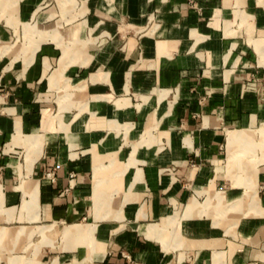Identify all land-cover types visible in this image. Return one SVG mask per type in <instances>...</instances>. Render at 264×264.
<instances>
[{
	"label": "crops",
	"instance_id": "crops-1",
	"mask_svg": "<svg viewBox=\"0 0 264 264\" xmlns=\"http://www.w3.org/2000/svg\"><path fill=\"white\" fill-rule=\"evenodd\" d=\"M7 2L0 264H218L216 253L264 264V163L255 194L242 172L216 170L227 130L264 122V0H18L13 12ZM23 22L51 28L32 56ZM228 138L252 151L241 131ZM241 152L233 147V167L255 173ZM210 191L226 197L209 201ZM173 216L196 245L160 240L172 221L150 225ZM48 225L56 232L44 236Z\"/></svg>",
	"mask_w": 264,
	"mask_h": 264
},
{
	"label": "rangeland",
	"instance_id": "rangeland-1",
	"mask_svg": "<svg viewBox=\"0 0 264 264\" xmlns=\"http://www.w3.org/2000/svg\"><path fill=\"white\" fill-rule=\"evenodd\" d=\"M17 1L18 0H9V2H7V4H6V7L7 8L9 7V9H11V11L13 12L14 11V7L17 4ZM2 7H3V5H2ZM71 19H68L67 21H69ZM7 21L13 27L14 32H15V35H16V39L14 38L15 35L12 37V39H15V41L14 42H11V44L17 45V42L20 40L19 39L20 38V34L18 32V25H19L18 22L19 21L13 20V17L12 16H8L7 17ZM21 24H22L23 38H24L23 39V43H22L23 44L22 51L24 52V55H26V56H32L33 53L36 51V48H37V43L35 44L37 32H39V31L42 32L41 30L43 29V27H41L38 24H31V23H28V22H23ZM50 29L49 30L43 29V30L47 31L46 33L48 34L50 32ZM13 48L14 47H12V48L11 47H6L5 48V47H3V44H0V56H2L4 54H8L9 52H11L13 50ZM60 103H62V102H60ZM64 108H65V106H63V104H62L61 107H60V109H64ZM57 117H58V120L61 119L60 118V115H57ZM261 127L264 128V122H262L261 125L259 127L255 128V129L242 128V129L227 130V132H226V140H227V157H226V160H225L224 164H221V161L220 160L216 161V170L225 169L227 171V173H231V174L234 173L235 175H239V174H236L237 171H239L240 173L242 172L243 174H245L244 175V181L243 182H240V183L245 184L246 187H247V189L250 192L252 191L253 194H255V188H256L255 174L258 171V166L261 163H264V159H263L264 158V133L262 132V129H260ZM239 131L242 132V135L245 137V139L247 138V139H249L251 141V144L249 145V147L251 148L252 151L250 153H249V151H246L247 153H245L243 151L244 145H241L240 142L229 143L228 135H230L231 133L233 134L235 132H239ZM40 137H41V135H40ZM255 137H260V138H259V140H256ZM32 138H34V137H32ZM36 145L37 144H35V145H31V144L28 145V151H27V153L25 155V160H24L23 167H27L28 166L27 164L29 163V161L31 159L30 157L35 153V147H36ZM233 147H234V151H237V147H240L242 149V152L240 153V155H243L244 159L246 158L245 159V162L250 161L251 158L249 157V155L252 154L253 157L252 156L251 157L253 159H255V160L254 161H250V162L255 167V173L254 172L252 173L249 170L244 171V170H240V168L233 167V162H231V160L229 158L230 155H231V151L233 150ZM236 154H238V152H236ZM247 155H248V157H247ZM238 178L239 177L236 178V181H234V184H235V182H237V179ZM219 196L226 197L225 193L222 192V191L213 192V195H212V192L210 191L209 192V201L213 199L215 202H217L218 201L217 199H218ZM251 197H252V202H254V198H253L252 195H251ZM225 203L229 204L230 202L225 201ZM208 205L209 204H205L204 207H209ZM216 205H217V203H216ZM224 209H225V207L221 208V210H224ZM218 210H220V209H218ZM233 211H235V207L228 206V211H226V213L223 216L222 215L217 216L218 217L217 222L221 224L223 222L222 221L223 220L222 218H224L227 213L233 212ZM163 220L164 221L165 220H167V221H170L171 220L172 221L171 224L168 226V229L166 231H160V233H161L160 240H162L163 243L166 244V241H167L166 238H168V237L171 238V236H172V241H173V246L174 247L175 246L176 247H180V246H182L184 244L185 245H192V246L196 245V241L195 240H191L189 238H186V237H184L180 233V231H179V223L177 222L178 219L176 218V216H173V217L168 218V219H166V218L164 219L163 218L161 220V222H159L157 224H154V225H150V226L161 225V224H163L162 223ZM236 223L237 222H234V221H232L231 223H228L227 222V224H226L227 232L233 233V230H234V228L236 226ZM80 226H82V225H80ZM150 226H148V227H150ZM77 227H79V226H77ZM85 227H86L85 233H86L87 230H89V232L92 233L91 235H93L92 245H94L93 246V248H94L95 245H96V243H97V241L94 239V228L92 226L91 227L85 226ZM173 228L176 229L179 234L178 233L177 234H175V233L172 234L171 233V230ZM68 231H69L68 228L65 226L60 232H61V234H62L63 237H67ZM51 232H56L54 225H48V226H46L43 229L42 234L44 236H47V235H51ZM156 238L159 239L158 236ZM78 242H79V244L84 243L83 240L82 241L80 240ZM34 258L35 257L29 258L27 260V263L28 264H37V262H36V260ZM215 259H217L218 264L219 263L222 264L221 263V256H220V254L216 253ZM15 263H16V261H11L10 262V264H15Z\"/></svg>",
	"mask_w": 264,
	"mask_h": 264
},
{
	"label": "bare ground",
	"instance_id": "bare-ground-1",
	"mask_svg": "<svg viewBox=\"0 0 264 264\" xmlns=\"http://www.w3.org/2000/svg\"><path fill=\"white\" fill-rule=\"evenodd\" d=\"M83 230V229H82ZM79 231V230H78Z\"/></svg>",
	"mask_w": 264,
	"mask_h": 264
}]
</instances>
